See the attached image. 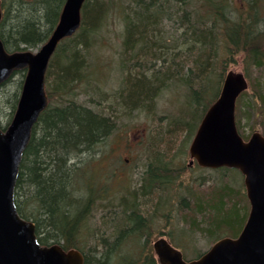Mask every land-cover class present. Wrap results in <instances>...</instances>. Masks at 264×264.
<instances>
[{"label":"trees","instance_id":"1","mask_svg":"<svg viewBox=\"0 0 264 264\" xmlns=\"http://www.w3.org/2000/svg\"><path fill=\"white\" fill-rule=\"evenodd\" d=\"M1 1L0 39L8 52L37 49L45 43L65 2ZM196 1L199 6L192 11L185 10L192 0H86L81 28L59 44L49 63V106L34 126L15 189L18 213L35 223L41 245L61 244L65 250L78 249L84 254V264H158L148 244L153 215L149 211L151 203H144V192L140 193V201L134 196L120 203L122 223L108 239L99 238L100 250L85 251L80 245V235L92 230L87 228L88 218L97 203L103 201L94 170L85 166L94 168L95 150L115 129L120 116L150 108L169 82L176 80L186 89L191 118L172 119L167 134L171 137L173 131H185L192 136L207 108L219 96L228 65L237 63L242 56L246 76L250 67L264 66L260 6L264 0H242V7L234 0ZM117 8H121L125 39L120 59L121 80L109 94L99 86L96 57L91 49L100 40L99 30L111 11ZM165 22L177 25L173 30L180 34L168 35ZM181 28L182 33L178 31ZM22 77L12 93L7 90L11 78L0 87L9 110L6 125L19 101L24 73ZM90 91L98 96L87 101L94 108L78 102L80 94L92 95ZM256 97L264 113V94L258 93ZM150 168V174H143L148 189H158L160 185L162 189L174 183L175 171L168 164L160 161ZM228 171L231 170H216L220 180ZM194 197L193 212L206 221L207 232H215L213 237L217 228L232 235L239 233L241 228L237 231L235 223L245 214H240L229 186L222 187L221 193L214 196ZM169 205L170 200H164L157 209Z\"/></svg>","mask_w":264,"mask_h":264},{"label":"rangeland","instance_id":"2","mask_svg":"<svg viewBox=\"0 0 264 264\" xmlns=\"http://www.w3.org/2000/svg\"><path fill=\"white\" fill-rule=\"evenodd\" d=\"M241 2L242 0H234L238 7H242ZM198 3V1L192 0L189 2V8L186 6L185 10L194 11L198 8ZM260 6L264 22V1ZM164 24L168 35L180 34L173 30V27H177V25H172L169 22ZM181 26L184 28L183 24ZM183 28L178 31L182 33ZM99 34L100 40L96 45L94 44L91 51L96 57L94 66L99 75V86L103 91L111 94L121 80L120 59L125 39V24L121 18V8L111 11L105 25L99 30ZM169 43L172 42L169 41ZM38 49L29 50L35 52ZM237 60V63L228 65L227 70L246 73L243 57L239 56ZM23 73L25 75V71H20L19 74H15L11 78L12 82L7 86L9 93L16 90L18 83L23 78ZM248 73L250 87L243 94L244 96L239 98L236 108L239 131L245 139L256 131L264 135V113L262 104L256 97L258 93L264 94V66L261 68L250 67ZM198 85L197 83L196 87ZM83 88L86 90V87L83 86ZM90 93L92 95L80 94L78 102L94 108L95 105L87 103V101L90 97L97 99L98 96L94 94V91H90ZM255 97L256 101H254ZM186 100L187 92L183 85L176 80L169 82L156 95L150 108L146 110L142 108L120 116L115 129L95 150L94 157H97L94 168L88 164L85 167L87 170L89 167L92 171L94 170L96 184L103 196V201L97 203L88 218L87 228H92L91 233L85 232L86 235H80L83 239L80 245L85 251L100 250L99 238L108 239L115 231L116 226L122 223H119L121 219L119 210L122 208L120 203L129 201L134 196L140 201L142 192L146 193L144 203L146 205L151 203L153 206L149 207V211L153 215L150 216L152 218L148 228V244L151 248L154 241L165 235L184 253L185 258L190 260L209 250L219 238L233 237L231 232L218 228L216 236L213 237L215 232L212 234L207 232L206 221L193 212L196 206L195 195L214 196V194L221 193L222 187L226 186H229L231 198L236 201L240 214H245L240 222L235 223L237 231L242 227L249 213L250 204L245 194V188H243L241 174L236 170L228 171L220 180V175L216 171L197 165L190 167L188 165L190 161L189 146L193 135L190 136L185 131H173L172 133L175 134L171 137L167 134L170 132L172 119L189 120L191 118V114H188ZM8 111L7 102L0 95V121L3 126L8 123ZM151 161L155 164L162 161L174 169L175 176L172 185L162 187V189L160 185L158 189L154 188V190L147 188L143 173L146 165ZM87 170L85 169V171ZM168 199L170 200L169 207L157 209L160 202ZM230 204L232 203L230 202ZM102 207L104 208L102 209ZM114 210H116L115 215ZM97 237L99 241L96 240Z\"/></svg>","mask_w":264,"mask_h":264},{"label":"water","instance_id":"3","mask_svg":"<svg viewBox=\"0 0 264 264\" xmlns=\"http://www.w3.org/2000/svg\"><path fill=\"white\" fill-rule=\"evenodd\" d=\"M85 1L65 0L51 36L35 52L9 53L0 39V85L14 72L26 71L14 116L5 130L0 128V264H84L79 250L38 243L35 224L17 211L15 188L33 128L49 104L45 79L50 59L58 45L80 28ZM248 87L242 72H227L219 97L205 113L189 147L190 166L196 160L201 167H227L242 173L251 206L244 228L237 238L219 240L192 261H185L181 251L160 238L154 243L160 264H264V136L254 132L244 141L236 125L237 99Z\"/></svg>","mask_w":264,"mask_h":264},{"label":"flooded vegetation","instance_id":"4","mask_svg":"<svg viewBox=\"0 0 264 264\" xmlns=\"http://www.w3.org/2000/svg\"><path fill=\"white\" fill-rule=\"evenodd\" d=\"M152 165H153V162L152 161L151 162H148V164L146 165V168H145V171H144L143 174H147L148 172L150 174V172H151V170H150L151 168L150 167H152Z\"/></svg>","mask_w":264,"mask_h":264}]
</instances>
